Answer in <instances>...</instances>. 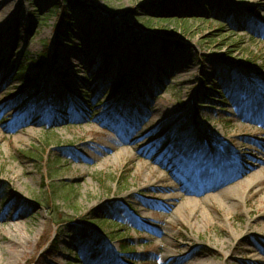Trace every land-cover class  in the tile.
<instances>
[{
    "label": "rangeland",
    "instance_id": "rangeland-1",
    "mask_svg": "<svg viewBox=\"0 0 264 264\" xmlns=\"http://www.w3.org/2000/svg\"><path fill=\"white\" fill-rule=\"evenodd\" d=\"M59 1L0 0V264L264 258V0ZM205 148L234 201L176 198Z\"/></svg>",
    "mask_w": 264,
    "mask_h": 264
},
{
    "label": "bare ground",
    "instance_id": "bare-ground-1",
    "mask_svg": "<svg viewBox=\"0 0 264 264\" xmlns=\"http://www.w3.org/2000/svg\"><path fill=\"white\" fill-rule=\"evenodd\" d=\"M186 142H184L185 144ZM171 146H174L173 144H170ZM225 150V149H224ZM189 151V150H187ZM209 151V152H208ZM227 153H223L225 155H218L215 154L214 157L212 156L214 152L207 150V148L202 150H196L193 149L192 154H195L196 160L198 161V164L193 166V169L189 172L190 174H193L195 181L193 183V186H184V188H181V192L176 194V198L178 199H188L191 203L190 196H198V195H212L216 196L219 200L226 199L228 201H234L238 193L229 191L227 187H225L227 184H223L219 187H217L218 184L223 183L228 178L225 174H230L232 171L236 172V170L231 169V166L228 165L231 163V156L232 153L226 149ZM183 155L178 158V161H180L186 152L182 153ZM256 161H259L257 168L246 172L248 175L252 176L253 180H255L256 183L260 182L263 179L264 175V158L263 159H257ZM187 167L189 164H186ZM241 170V169H240ZM227 172V173H225ZM234 174V173H233ZM201 175V176H200ZM189 178V177H188ZM234 182H231L230 179H228V184H232ZM252 182L250 181L247 183L246 186H250ZM170 187L176 188L174 185H170ZM208 189V190H207ZM192 193V194H190ZM162 217L158 216V222H161ZM264 228V222H260L258 226L254 229H246V231H240L239 234L235 235V237H240L243 234L246 233H255L256 235H261L263 232L259 231L260 229ZM182 251L181 255H184ZM190 259L184 260V264H201L202 260L200 258H197V253L193 255H189L188 258ZM252 258L250 261H246V264H262L264 262V258L260 257L259 254H253L251 256Z\"/></svg>",
    "mask_w": 264,
    "mask_h": 264
},
{
    "label": "trees",
    "instance_id": "trees-1",
    "mask_svg": "<svg viewBox=\"0 0 264 264\" xmlns=\"http://www.w3.org/2000/svg\"><path fill=\"white\" fill-rule=\"evenodd\" d=\"M165 1H167V0H162V3L163 4L166 3ZM187 1L188 0H177L178 3L187 2ZM76 3H77V1L75 2V0H62L61 2L60 1L56 2L45 13L38 14V13H35L34 11H32L30 13V16L31 17H35V18H39V17H41L43 15H46L48 13L56 14L55 32H57L59 36L69 37L71 29H72V22L70 21V19H74V18L71 17V15L69 14L67 9L70 6L71 7H76L77 6ZM165 11L169 12V14H173L172 9L165 8ZM163 18H165V17H163ZM166 19H170V18L166 17ZM173 19H176V17L174 16ZM147 20H148V22H150L151 18L147 17ZM182 20H185V19H182ZM209 90H211L213 92L215 91V90H212V89H209ZM56 99H58V101L60 102L59 107H61V105H63L61 101L65 100V96H61L60 99L55 97L51 101V103L57 105L58 102H57ZM54 170L55 169H53L52 172ZM50 189H51L50 193H51L52 197H54V199L56 198L57 193L59 192L60 193V197L62 199L68 200L69 195H68L67 191L65 190L66 189L65 187L52 186V188H50ZM49 208L53 209L54 206H51ZM101 221H105V220H101ZM120 239H121V243H122V249L125 250V251H128V246H129L128 243H127L128 240L125 237H122V236L120 237Z\"/></svg>",
    "mask_w": 264,
    "mask_h": 264
}]
</instances>
